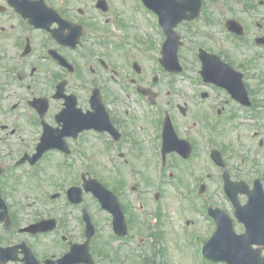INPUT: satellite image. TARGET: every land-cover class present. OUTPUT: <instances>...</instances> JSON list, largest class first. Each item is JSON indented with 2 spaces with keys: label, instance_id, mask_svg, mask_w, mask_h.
<instances>
[{
  "label": "flooded vegetation",
  "instance_id": "1",
  "mask_svg": "<svg viewBox=\"0 0 264 264\" xmlns=\"http://www.w3.org/2000/svg\"><path fill=\"white\" fill-rule=\"evenodd\" d=\"M99 1L77 0L79 5L74 8L71 0H0V119L4 120L3 123H0V172L2 171L0 187L9 209L13 211L12 208L17 206V201L14 202L17 191L7 184L8 181L12 182L8 173L13 171L12 169L19 168L21 174L18 177L22 181L20 183L32 182L36 187L35 192L38 191L36 192L37 195H33L35 196L33 203L37 205H47L55 202H57V205L61 204L59 213L54 214L52 211L50 214L45 215L42 210L35 208L32 210L33 218L29 223H24L21 226L20 223H15L13 219L10 227L12 229L13 227L16 228L19 233L22 227L41 219L52 218L55 220V229L52 231L31 234L32 236L25 233L31 236L32 240H40L38 237L41 236H53L55 238V244L59 248L48 250L46 255L31 246L43 263L49 259L53 261L51 264H60L57 260L66 252V246L68 247L71 241L83 242L85 239L83 237V207L81 204L74 205L68 202L66 192L70 185H81L85 177V164L80 150L85 141H89L86 138L87 133H94L95 137L102 141L105 147L113 153L117 152L120 157H130V159L125 158L126 162H130L131 158L146 155L148 149L152 155L157 157L162 153L166 114H170L173 126L179 134V120L176 111H180L178 106L181 104V95L176 88H169L166 99L162 97L164 96V89L150 84V80L148 82L147 77H144L145 70L141 63L142 60L133 57V52L137 49L140 57L144 59L143 50L145 46L141 40L136 38L137 43L128 42L123 44L125 46L123 53L125 62L120 65L116 61L117 51L119 48L122 49L123 46H120L122 43L121 37H119L118 43L115 38L117 33H115V37H112L99 32L96 28H105L104 25H100L98 20L101 17L107 18L109 23L113 20L116 23L117 18L114 15V10L113 12L111 10L113 2L112 0H105L108 8L104 11L99 7ZM36 4L44 6L38 9ZM92 11L97 15L87 27L84 23V15L86 12L92 14ZM37 12L45 17L46 22L42 24H46V29L36 27L30 21V18L34 17ZM67 21L72 24L68 25ZM113 26L116 25L113 24ZM85 31L89 32L88 36H86ZM129 44L130 46H128ZM126 54L130 56L127 61ZM223 58L227 61L225 54H223ZM68 61L73 69L68 67ZM135 61L140 64L139 69L135 67ZM245 65H250L249 60ZM128 66L134 69L136 75L124 72ZM242 71L244 72V80L250 98L253 101L252 107L248 109L253 110L260 105V90L251 83L250 69L244 67ZM139 86L148 87L157 92L155 104H150L149 97L138 93ZM196 88L193 92L195 96H200L199 102L198 100H190L189 102L183 101L182 104H187L188 108L191 106L205 107V111L201 112L202 115L194 118L192 129L197 130L200 128L198 134L202 140L207 142L212 138L214 127L212 107L218 108L219 117L216 126L223 131L225 124L228 123V109L240 106V104L232 98L227 90L218 86L208 84L207 89L201 86ZM95 89H98L100 93L110 116L112 128L101 132L90 130L89 132H80L77 136H67L64 139L65 149H49L44 151L40 157H37L39 153L38 145L46 124L57 127L59 125L57 115L66 107L67 100L65 97L54 99V94H58L59 91H63L62 96L70 93L75 94L78 98V108L83 112H87L92 109V103L87 97L86 91L91 90V92H94ZM118 91L135 94L137 103L144 108L147 104L149 110L153 107L157 108V111H154L158 117L157 121L146 120L138 115H136L137 117L132 116L130 104L121 98H116V92ZM242 108L246 109L247 107L243 106ZM123 109L125 110L124 113L122 112ZM184 116L186 118V115ZM146 126L151 129L149 134L145 133ZM143 138L145 143H149L148 148L143 145ZM141 141L143 144H141ZM4 144L10 152L9 154L6 153L7 155L3 152ZM195 146L198 145L193 143L194 151ZM174 155L177 154L174 152L167 154L168 157ZM52 156L60 157L67 168L75 169L76 167V181L69 182L66 185L58 183L55 190L46 185L48 171L58 167L50 165L51 161L49 159ZM254 161L256 162V160ZM254 161L252 164H255ZM45 165L46 167H44ZM26 166H32L33 172L26 173ZM252 167L251 173L259 172L257 167ZM93 168L96 169L97 173L102 171L101 165L96 159H94ZM105 168H108V166H105ZM94 173L96 172L94 171ZM1 176L6 179V182L1 179ZM36 178L38 181H36ZM241 178L237 175V179ZM123 188L112 187L123 204L130 232H132L133 222H138V220L131 213L133 204L129 199L123 198ZM49 191H51L50 194H48ZM18 202L23 203L21 200H18ZM33 203L30 202L29 204L34 207ZM147 203V201L142 200L141 206L146 207ZM39 208H42V206H39ZM98 211L108 215V218L104 219V223L110 234L113 230L110 213L100 209ZM71 218L77 221L76 228H73L74 220ZM4 224L5 222L0 221L1 230L10 231V228V230L5 229ZM98 225L100 224L97 223L96 227ZM235 226L242 227L238 224H235ZM78 230L81 233L75 239L73 236L79 233ZM97 231L98 234L95 238L101 237L100 230ZM127 242L128 239H125L124 243ZM105 252L101 253L104 258L106 257ZM20 256H22L21 253ZM15 264H22V262L18 261Z\"/></svg>",
  "mask_w": 264,
  "mask_h": 264
},
{
  "label": "rangeland",
  "instance_id": "2",
  "mask_svg": "<svg viewBox=\"0 0 264 264\" xmlns=\"http://www.w3.org/2000/svg\"><path fill=\"white\" fill-rule=\"evenodd\" d=\"M74 8H76L79 3L77 0H71ZM111 1V0H110ZM248 0H203V9L202 14L199 18L181 23L178 26V31L181 34V40L183 41V45L180 46L179 49V57L181 59V63L184 66L186 73L181 77L168 76L166 71L160 70L158 73L159 81L157 86L161 89H164V96L167 99V92L169 88H176V90L181 95V103L183 101H195L198 100L200 96L194 95V88L198 85L194 83L196 80L192 74H195L197 69H200V61L198 57V48H211L215 52L223 53L221 46H224L226 49V57L227 60L236 65L244 68L247 61L249 59H254V67H251L252 70L250 73L252 75L264 76V49H259L254 47L253 39L257 35H264V22H262L263 27L257 26V21L262 20L264 18V8L256 7L255 10L246 11L243 9L244 4H246ZM113 5L111 4V10L116 18H118L120 23V28L113 26V24L108 22V19L105 17H101L98 20L100 21L101 26H105V28H97L99 32L107 34L108 36L115 37L120 40L122 39V46L125 43H137L135 39H139L143 36L144 38L149 39V37L159 36L161 33L159 29H155L151 23L156 20V16L154 13L149 11L143 4L141 0H112ZM256 4L258 1L256 0ZM97 15L94 11L92 14L86 12L84 17V23L87 27L90 24V21L95 18ZM228 18H236L239 21H242L246 27V35L239 39L228 33L225 27V21ZM86 36L89 35L88 31H85ZM121 33V36H120ZM156 43L153 42V45ZM136 45V44H135ZM154 45V48H156ZM130 46V44L128 45ZM125 46H122V49L119 48L117 51L116 61L122 65L125 62L124 59V50ZM153 54V53H152ZM134 59H141L142 65L144 68V77H147L148 82L150 80L151 84V74L158 69V66L152 67L150 60L143 59L140 57L137 49L133 52ZM248 67V66H247ZM125 73H132V75H136V72L131 67L125 68ZM251 83L254 85L259 84L257 79H252ZM262 91L259 94L261 96V101L264 100V86L261 87ZM125 93V92H124ZM122 91L116 92V97L121 98L123 101H129L126 97L136 95L126 93L124 96ZM190 97V98H189ZM6 103V102H5ZM133 105L131 108V115L149 119L148 117V108L144 109L143 106L136 104L134 101L131 102ZM7 104V103H6ZM205 111L204 106H191L189 108L188 114L186 118L182 116L180 112L176 111L177 119L179 120V134L182 137H186L194 144L196 143L198 146H195V151L192 155L193 158V168L194 172L198 175L200 173H210L211 175L205 179L204 182L208 183V186L204 193H202L200 197V208L201 210H207V206L213 204L214 206H220L225 208L229 212H231V204L229 203L228 198L226 197L223 190V182L219 174V169L215 167V165L211 164V161L206 154V149L204 142L201 140L199 136L198 128L197 130H193V121L195 117L198 115H202L201 112ZM261 111L260 119L248 118L249 116L254 115V112H244V111H236V114H239L241 119L232 120L226 126H224L223 131L219 129L220 127H213V141L214 144L218 143L221 145L222 153L226 157V160L230 161V171L231 175L237 177L239 174L240 168H238V163H242L241 176L247 177L246 172L251 170L246 168L249 165V161L252 160V157L259 159L260 168L264 171V108H260ZM123 113L125 110L123 109ZM252 113V114H251ZM125 115V114H124ZM137 117V116H136ZM4 120L0 119V123H3ZM8 122V121H5ZM237 122H239L237 124ZM151 129L149 126L145 127V133L149 134ZM86 138L89 140L85 141V144L81 146V156L83 159V163L85 167L88 169L92 177L98 178L105 186L112 189V187H124L123 188V198L129 199L130 202L135 206L140 204L141 198L147 201L146 206V218H142V214L137 211L135 207L132 208L131 213L136 217H141V222H133L135 229H133V234H128L130 244L122 245V242L119 240L116 241V245L123 246V248H118V250L113 254L109 249L108 240H112L108 233V227L104 223V219L108 218V215H104L101 211L98 212L97 202L93 198L91 194H88L84 198V205L88 212L92 216V220L94 224L97 226V230H100L101 237L95 238V240L91 243V251L93 255L96 257L97 264H144L141 261V258H153L155 246H157V259L161 264H211L208 260L203 256V246L212 235L209 231L208 227L210 226L208 221L203 218L200 212L192 211L188 207V198H185V203L179 199L180 195H178V191L175 190L173 184L170 183L171 180L177 179L180 177L181 185L183 191L186 194H189L192 187L196 188L198 191V185L200 181H194L191 176H188L187 166L182 163V161L176 157V161L179 162L178 168L177 164L174 165V169H171V165L165 166V178L163 179L164 183H159L156 178V163L157 159H155V155L151 154V151L148 149L146 155L136 158L134 169L137 172L138 185L134 188L128 189L129 176L125 172L122 166L116 165L114 163L113 152L110 151L107 147L104 146L103 142L94 137L92 134H86ZM263 139V145L260 146V140ZM144 144H143V142ZM141 141V144L145 145L148 148L149 143H145V139ZM3 149L5 154H9L8 148L4 144ZM208 152V151H207ZM6 154V155H7ZM55 154V153H54ZM53 155V154H52ZM242 156L246 157V161L242 162ZM11 158V156H9ZM81 159V160H82ZM94 159L98 160L102 171L97 173L96 169H94ZM49 161H51L50 165L52 167L58 166L56 169H52V171H48V176L45 181L48 187H51L55 190V187L58 183L67 184L69 182L76 181V167L75 169H71L70 167H66L63 164L62 160L58 156H52ZM108 166V168H105ZM46 167V165L44 166ZM179 169V170H178ZM8 174L11 178V181H8V185L17 192L15 193L14 202L17 201V206L13 207L12 218L15 223H29L33 218V212L35 208L37 210H42V212L46 215L47 213L54 214L60 212V205L55 203H49L47 205H37L33 203L35 199L34 194L36 195L38 191L35 192L36 187L32 182L20 183L21 179L20 174L21 170L19 168L12 169ZM92 170V171H91ZM94 171L96 173H94ZM178 174V175H177ZM46 176V175H45ZM186 177V179H185ZM250 178V177H249ZM2 180L6 179L1 176ZM170 179V180H169ZM250 179H248L249 181ZM19 181V182H16ZM179 180H177L178 182ZM22 182V181H21ZM142 187L145 188L147 192L143 193ZM182 192V189L180 190ZM51 191L48 192L50 194ZM141 192V198H139V193ZM159 195L158 200L156 201L157 195ZM143 193V194H142ZM146 194V195H144ZM182 194V193H181ZM48 197V196H47ZM209 197V199H208ZM245 197L242 196V199ZM18 200H21L23 203H19ZM198 202V198L195 200ZM33 203L34 207L29 203ZM206 204V208L204 206ZM191 205V204H190ZM42 206V208H39ZM195 206L196 205H192ZM159 208L156 210V208ZM162 207V208H160ZM144 211V212H145ZM153 212V215H147V213ZM163 214V220L159 224V232H157V226L153 223L155 220L154 216H160ZM79 215V214H76ZM190 218L193 220L190 224L193 227L189 226L188 222L184 223L186 218ZM100 218V219H98ZM74 220V227L76 228L77 221ZM146 220L145 221L143 220ZM150 222V224L147 222ZM143 222L147 226H151L153 229V233L158 234V241L154 238L151 240L144 231ZM2 226L0 225V244H4L8 246L15 242L20 241V233L13 227L10 228V231L1 230ZM78 234H74V238H78L80 236L81 231L78 230ZM83 237L85 235L83 233ZM15 239V240H14ZM20 239V240H19ZM28 243L37 248L39 252L46 255L48 254V250H56L59 248L55 244V238L53 236H41L38 239L25 238ZM85 241V239L83 240ZM130 247V248H129ZM131 251H130V250ZM107 251V252H105ZM107 253L112 255L111 262L106 260L101 253ZM125 259L124 261H122ZM151 260V259H150ZM12 264V262H10ZM146 264V263H145Z\"/></svg>",
  "mask_w": 264,
  "mask_h": 264
},
{
  "label": "water",
  "instance_id": "3",
  "mask_svg": "<svg viewBox=\"0 0 264 264\" xmlns=\"http://www.w3.org/2000/svg\"><path fill=\"white\" fill-rule=\"evenodd\" d=\"M145 3L155 10L164 25L167 33L162 62L165 66L174 71L182 70L178 60V47L180 44V35L174 30V27L184 19H194L199 15L201 9V0H144ZM229 29L243 34L242 26L235 20L227 23ZM264 42V38L258 39ZM200 57L203 61L202 74L207 80L227 86L235 96L246 103L243 96H246L245 87L242 82V76L236 73L228 64L220 61L216 55H210L201 49ZM187 145L181 153L189 155L190 145L186 141H181ZM218 163L223 164L219 153L214 155ZM225 188L229 196L234 201L237 210L236 214L241 221L246 224L245 234L237 235L232 227V220L220 209H213L211 213L219 216L218 229L214 236L205 247V254L213 261H225L228 264H264V255L260 248H254L253 245L264 246V189L260 181H256L255 188L250 190L246 183H237L230 180L229 175H225ZM86 189L97 191L102 197H109L110 191L96 180L88 182ZM239 193H246L249 196V202L246 205H240L238 200ZM111 197V195H110ZM112 199V197H111ZM114 211L112 208H110ZM116 216L118 225H124V215L119 208ZM212 209V208H211ZM80 248V247H79ZM86 248L87 245L81 246ZM12 248L0 249V257L3 264H7V252ZM27 252V251H26ZM90 257V256H89ZM82 257L80 261L93 263L91 257Z\"/></svg>",
  "mask_w": 264,
  "mask_h": 264
}]
</instances>
